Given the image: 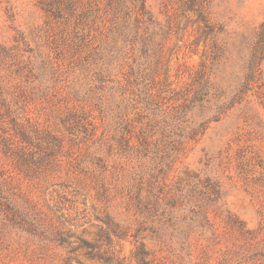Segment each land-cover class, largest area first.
<instances>
[{
  "label": "rangeland",
  "instance_id": "1",
  "mask_svg": "<svg viewBox=\"0 0 264 264\" xmlns=\"http://www.w3.org/2000/svg\"><path fill=\"white\" fill-rule=\"evenodd\" d=\"M115 224L264 264V0H0V264L127 257Z\"/></svg>",
  "mask_w": 264,
  "mask_h": 264
},
{
  "label": "trees",
  "instance_id": "2",
  "mask_svg": "<svg viewBox=\"0 0 264 264\" xmlns=\"http://www.w3.org/2000/svg\"><path fill=\"white\" fill-rule=\"evenodd\" d=\"M100 72H101L100 70L95 71V75L97 79L101 77ZM199 107L203 108L204 102H200ZM138 196H139V193L136 191L135 198H136L138 205L141 207L142 202ZM142 207L146 208L145 205H143ZM162 224L163 226H166L165 222H162ZM167 226L168 227L170 226L169 233H167L168 231H166L165 227H162V228L153 227L151 231L157 238L163 239V240H165L164 236L168 235L169 242H172L174 239H177L179 237L181 232L177 230V228L175 227L173 223H170ZM143 228L144 227L142 225H139V227H137V229L133 233H131L129 229L121 228L119 227L118 224H115V226H113L112 228L109 227L108 232L107 230H102L99 233L100 236L101 235L105 236L107 243H110L112 241L113 236L116 239H127L130 237L129 241L133 243L135 246H134V249L131 250L129 256L127 257L116 255L113 252H109L108 250H101L97 243L98 241H87L84 238H82L79 246H82L83 248H85V254L89 258H98L99 260H101L103 264H154L153 260L149 258L151 254L150 250L147 249L143 240L141 241L142 237L140 236V233L143 230ZM56 239L60 242L66 241L65 237H62L60 235ZM82 264L84 263L82 262Z\"/></svg>",
  "mask_w": 264,
  "mask_h": 264
}]
</instances>
